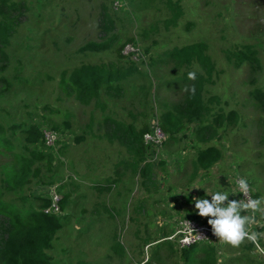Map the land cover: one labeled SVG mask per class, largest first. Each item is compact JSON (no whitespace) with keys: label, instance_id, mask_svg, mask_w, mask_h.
Segmentation results:
<instances>
[{"label":"rangeland","instance_id":"obj_1","mask_svg":"<svg viewBox=\"0 0 264 264\" xmlns=\"http://www.w3.org/2000/svg\"><path fill=\"white\" fill-rule=\"evenodd\" d=\"M17 1L28 10L13 37L7 70L1 71L0 64V123L10 142L8 148L0 144V188L7 202L23 208L43 210L53 191L62 197L63 227L47 249L51 264H188L182 249L167 238L183 219L208 225L192 204L204 190L193 186L210 192L222 186L229 200L239 199L234 181L243 177L256 197H264V104L257 97L264 93V0H173L183 14L169 26V0H123L119 9L113 0ZM105 10L115 21L118 42L103 53L79 52L88 41L102 40L99 23ZM201 41L216 66L206 97L221 99L203 120L213 130L199 132L202 123L192 122L167 139L155 163L156 183L145 188L129 167L125 147L107 139L104 121L113 118L141 129L180 105L184 70L175 67L170 52ZM134 42L145 60L138 63V73L120 82L123 98L103 95L102 110L67 93L65 73L81 63L116 61L115 50ZM248 46L258 63L238 64L237 55L248 53ZM232 111L237 117L229 120ZM218 115L224 117L217 120ZM32 126L55 135L53 144L40 145L52 154L53 170L42 167L27 186L8 191L7 171L16 163L15 153L29 155L24 131ZM208 146L220 149L223 158L197 171L193 161ZM40 164L35 161V167ZM257 219L249 226L258 233L255 244L245 240L233 247L215 240L197 245H213L217 264H264L258 250L264 249V220L259 214ZM149 237L157 240L146 244ZM115 242L123 245L122 253L113 251Z\"/></svg>","mask_w":264,"mask_h":264},{"label":"trees","instance_id":"obj_2","mask_svg":"<svg viewBox=\"0 0 264 264\" xmlns=\"http://www.w3.org/2000/svg\"><path fill=\"white\" fill-rule=\"evenodd\" d=\"M168 6L172 10V16L167 20V25H176L183 14L179 3L173 0L168 1ZM28 7L17 0H0V64L1 71H6L11 54L9 52L13 37L17 27L23 23L22 18ZM13 13V14H10ZM100 41L91 40L79 48L81 53H103L118 42L116 24L112 15L104 11L100 17ZM248 53L237 55L238 64L246 60L258 59L254 51L248 46ZM123 47L115 50L116 61L111 63H81L62 79L69 95L82 104L88 105L95 102L96 106L102 110L106 105L102 101L105 95L112 99H121L125 96L126 90L120 82L140 71L139 64L128 59L123 54ZM171 59L177 69L184 70L183 86L184 96L182 103L175 105L173 109L162 113L160 123L164 131L168 134V139L182 132L190 123H202L199 132H210L212 126L203 124L204 119L210 113L214 103H220L221 99L217 95L206 97L207 85L215 82L216 66L215 62L208 54V45L201 42H193L172 49ZM122 59L124 62H122ZM6 69V70H5ZM3 71V72H4ZM195 71L196 78L188 79V72ZM2 78V77H0ZM194 89V91H192ZM264 104V93L257 96ZM224 116L218 115V118ZM237 113L232 111L227 118L236 119ZM106 137L110 142L118 141L125 147L132 161L129 167L138 173L142 178L145 188L154 185L155 163L145 162L147 147L143 140V135L149 127L138 129L132 124H126L120 120L107 118L104 121ZM4 125L0 123V144L8 148L10 142L4 132ZM26 144L25 150L29 155L15 153L16 163L7 171L4 188L8 191H17L24 188L31 182L32 177L40 175V168L46 167L53 170V156L46 154L40 145L45 141L44 134L37 126H32L25 130ZM36 145V146H35ZM34 146V147H30ZM0 153L3 151L0 150ZM223 158L220 149L208 146L200 149L196 159L193 161L195 170L211 168ZM35 161L43 164L35 167ZM255 198L256 195L254 194ZM62 204V205H61ZM51 205V198L45 199L43 207ZM60 207H63L61 199ZM40 209L17 207L4 199V190L0 188V264H51L47 249L63 227L60 214H49ZM195 217L194 215H191ZM157 239L149 237L145 243H151ZM112 249L116 253H122L123 245L115 242ZM185 263L188 264H217L218 257L216 248L213 245L199 247L194 244L188 248L180 250ZM200 252V253H199ZM144 264H149L146 262Z\"/></svg>","mask_w":264,"mask_h":264},{"label":"clouds","instance_id":"obj_3","mask_svg":"<svg viewBox=\"0 0 264 264\" xmlns=\"http://www.w3.org/2000/svg\"><path fill=\"white\" fill-rule=\"evenodd\" d=\"M188 79L194 80L196 72L190 71ZM194 91V89H192ZM236 190L242 198L229 200L230 193L221 189L208 191L205 187L191 189H203V196H194L192 204L196 214L200 217H207V224L212 234L222 243L238 247L243 241L248 240L254 244L257 241L258 233L249 230V226L264 220V197L252 198L249 195L250 185L246 178L238 177L235 180ZM231 195H236L232 193ZM258 247V245H257ZM264 253V249H259Z\"/></svg>","mask_w":264,"mask_h":264},{"label":"built area","instance_id":"obj_4","mask_svg":"<svg viewBox=\"0 0 264 264\" xmlns=\"http://www.w3.org/2000/svg\"><path fill=\"white\" fill-rule=\"evenodd\" d=\"M123 0H113V6L115 9H119ZM123 54L137 63L144 62L145 54L141 46L137 43H128L123 48ZM168 134L161 126L159 118H155L152 122L149 130L143 135L144 143L147 147L145 162L156 163L159 161L160 156L163 153L164 145L168 139ZM45 142L47 144H53L55 135L51 132L44 133ZM235 183V181H234ZM236 188V186H235ZM52 192V191H51ZM240 198L241 197V194ZM249 195L255 198L252 186H250ZM62 197L55 191L51 193V205L44 209L49 214H60L62 209L60 207ZM173 240L179 249L188 248L198 242H213L217 239L211 232L210 226L206 224H200L192 219H183L179 222V227L176 232L167 238Z\"/></svg>","mask_w":264,"mask_h":264},{"label":"crops","instance_id":"obj_5","mask_svg":"<svg viewBox=\"0 0 264 264\" xmlns=\"http://www.w3.org/2000/svg\"><path fill=\"white\" fill-rule=\"evenodd\" d=\"M218 162H220V161H218ZM218 162H217V163H218ZM217 163H216V164H217ZM214 165H215V164H214ZM214 165H213V166H214ZM213 166H212V167H213ZM214 167H215V166H214ZM216 167H217V166H216ZM199 170H202V169H199Z\"/></svg>","mask_w":264,"mask_h":264}]
</instances>
